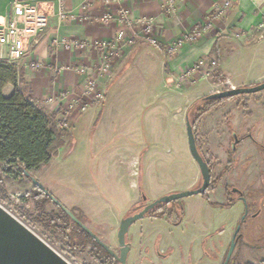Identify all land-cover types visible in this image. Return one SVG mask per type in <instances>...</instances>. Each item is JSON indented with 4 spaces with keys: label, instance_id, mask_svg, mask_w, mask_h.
Wrapping results in <instances>:
<instances>
[{
    "label": "rangeland",
    "instance_id": "rangeland-1",
    "mask_svg": "<svg viewBox=\"0 0 264 264\" xmlns=\"http://www.w3.org/2000/svg\"><path fill=\"white\" fill-rule=\"evenodd\" d=\"M256 32L257 42H252L254 47L251 49L241 47L236 55L238 57L231 60L235 67L245 72L242 75V79L245 80H253L254 76L264 75V25ZM129 51L127 57L124 54L120 58L119 68H112L109 73L111 76L103 89L99 86L100 77H96L98 88L104 94L103 99L92 101L87 98L89 104L85 111L81 110L79 100L61 110V114L68 112L71 116L72 122L67 131L73 138L60 149L59 155L49 165L32 173L35 180L39 181L62 205L75 211L76 215L80 216L85 224L116 253L119 252L117 234L120 222L134 214L137 208L145 206L143 195L148 198V202H151L155 201L156 192L158 195L163 191L165 195L181 192L167 193L166 190L176 189L187 180L190 172L195 173V171L197 180L193 189L201 186L198 165L195 164L194 170L189 167L193 160L188 144L187 116L190 112V117L193 119V110L190 108L195 103L216 91L232 89L231 83L238 81L234 76L229 79L222 75L223 71L218 68L219 61L216 56L215 60L218 63L215 60H208L216 62V65L211 67L209 72L207 71L208 73L197 72L184 82L178 80L170 83L162 82V73L167 76L170 72L167 56L161 52L157 53L156 47L145 41L136 43ZM194 65L195 63L192 66ZM251 85L253 84L239 87ZM82 91L81 93L84 94ZM90 100L92 103L89 102ZM240 100V97H236L216 107L211 116L217 115L218 122L210 124L205 118L199 130L201 151L203 153L209 149L212 151L218 172L226 165L230 153L229 145L232 138L227 126L232 123L236 133L240 130L239 121L242 114ZM262 100H264V92L250 96L248 110L256 113L258 108H261L257 103L261 104ZM91 104H94L92 106L95 108L91 109ZM71 105L74 107L70 109ZM74 111L91 119L79 125V122H74L72 116ZM210 127H213L211 136L207 134ZM244 128L241 127V130H244V133H241L243 135H245ZM130 136L134 138L132 141L129 140ZM139 139L144 141L143 144L134 145V140ZM124 145L141 147V151L134 147L131 156L123 155L108 159L114 156L115 150L118 153L124 152ZM254 153L252 145L239 147L236 150L235 165L229 172L230 181L225 183L229 182L245 191L250 211L248 219L242 225V240L238 243L236 254L241 252L240 259L244 263L258 264L264 259V164L252 159L256 154ZM125 157L127 158L124 159ZM126 173L137 175L134 176L136 184L129 196L130 201L124 200L128 192L117 195L123 188L118 185L119 180L125 181ZM125 183L127 186L130 184L129 181ZM33 187V181L27 176L13 178L6 184L5 194L0 195V205L68 263L97 264L90 256L89 248L83 252L72 249L62 234L53 230L47 231L33 223L38 215L30 193ZM212 200L215 201L213 198ZM183 203L190 208L196 221L200 219L199 215L202 211L207 209V214L204 213L202 216L213 222V225H208L209 231L218 225L220 220H223V224L216 226L218 228L216 234L233 226L229 225L233 219L232 213L227 211L230 209H219L225 211L220 213L201 195L185 198ZM47 209L51 212L58 211L53 202L47 205ZM240 217L241 214L239 220ZM185 226L187 234L191 236L196 235L202 228L195 224ZM236 227L237 225L235 230ZM160 228L161 232L166 231L165 225ZM151 229L152 226L142 225L141 222L132 226L129 234L136 235L138 239L135 245L138 247L133 251L131 264H134V261L144 260V249L141 247L145 244ZM228 230L224 231L227 235L231 234L230 229ZM128 238L131 242L129 236ZM150 264H153L152 261Z\"/></svg>",
    "mask_w": 264,
    "mask_h": 264
},
{
    "label": "crops",
    "instance_id": "crops-1",
    "mask_svg": "<svg viewBox=\"0 0 264 264\" xmlns=\"http://www.w3.org/2000/svg\"><path fill=\"white\" fill-rule=\"evenodd\" d=\"M31 1L39 3L42 9L48 13L50 17V26L44 32L29 40L27 55L25 59L17 63V65L24 69L25 79L30 90L29 98L48 110H62L71 103L78 100L81 101L83 97L81 91L84 90L83 85L85 78L76 72V68L80 65L93 66L100 57V52L92 47L83 49L73 46L70 50H66L62 45V41L66 39H71L75 42L86 41L89 43H93L97 40L115 41L118 32L122 30L124 26L123 23L118 21L108 26L99 24L97 19L104 13V9L99 3H92L89 5L88 10H84L83 7L86 0H64L63 3L61 0ZM165 1L166 0H125V6L129 11L131 21H136L143 17L155 19L156 32L159 37V45L156 47L158 50L157 53L160 54L161 52L168 57L170 67V72L167 76H164V72L162 73V82L166 81L170 83L177 81L184 70L190 68L200 59L208 61L217 58L219 61L218 68L224 73H222V75L227 78L234 76V78L236 77L238 79V81L235 82L236 84L230 81L232 84L231 88H237L240 85H254V83L263 81L264 75H258L259 77L254 76L253 80L242 79V75L245 74V72H241L239 68L235 67L231 60H235L238 57L236 55L240 52L239 50L241 47L244 46L246 49H251V47H254L252 42H257L255 41L257 37L256 31L259 27L264 25V0H233V9L228 11V13L221 18L216 17L214 11L225 0H176L177 10L173 15H168L164 11ZM12 8L13 0H0V23L6 22L9 19ZM62 8L63 11H68L73 17L62 21L59 16ZM112 11L117 14V6H113ZM198 28H202V34L198 42H186L173 54L167 52L171 44L184 39L189 33ZM3 30V26L0 25V35L3 33ZM130 48V46L125 47L122 56L125 54L124 56L127 57ZM5 52L6 49L0 46L1 60H5ZM121 57L113 61V69L119 68ZM35 62H40L43 67L40 70L33 69L32 65ZM110 76L111 74H108L99 78L100 88L103 89L105 87ZM13 91L14 87L8 86L4 94L10 96ZM89 102L92 103L91 100ZM92 105L94 104H91V106ZM93 108H95V106H92L91 109ZM72 116L73 119H75L74 122H79V125L82 122L89 121V118L91 119V117L87 115L81 116L76 111L72 112ZM133 139L134 138L130 136L129 140L132 141ZM143 142L142 139L141 141L140 139L134 140V145L140 146ZM138 146L124 145V152H120L119 149L118 151L120 153H118L115 150L114 156L108 159L111 160L120 156L123 157V155L131 156L134 147L136 150L141 149V147ZM126 158L127 157L124 159ZM192 160L193 162L189 164V167L194 170L196 163L193 157ZM124 176V180L129 181L130 184L127 186L125 181L122 179L119 180L118 185H121L123 188L119 190L117 195H120L122 192H128L124 200L130 201L129 196L131 195V191H133L132 188L136 184L135 177L137 175H129L126 173ZM115 179L114 181H116ZM196 180V171L195 173L190 172L187 180L176 187L177 190L167 189L166 191L169 193L172 191H187L193 189ZM131 181H133V184H131ZM219 191L221 192V190H218L217 198H215L216 193L212 195V198L218 202H224L223 195L222 193L219 194ZM163 192H160V195L156 192L154 194L155 200L164 196L165 193ZM206 210L207 209H204L202 214L205 213L206 215ZM227 211H229L228 213H232L233 216L229 224L233 226L228 228L231 232L229 235H227V232H224L229 231L228 229H224L222 234H216L218 229L216 226L223 224V220H220L218 222L219 224L217 223L218 225H215L213 229L209 231L208 225H213L211 219L208 220L206 216L204 217V215L202 216V214H200V219L197 221L194 220L188 206H186V216L183 222L177 226L170 225L162 220L153 221L150 219H143L139 221L142 225L152 226V229L151 233L145 239V244H142L141 247L144 249V260L138 262L134 261V264H150V261H152L153 264H221L229 248L238 218L243 212V207L238 203L234 208ZM221 212L225 211H220V213ZM194 224L200 225L202 227L201 230L197 232L196 235H188L185 225ZM162 225L166 226L165 232L160 231ZM128 236L132 243L131 259L135 247H138L135 245V241L138 238L135 234H128ZM206 239L207 250L217 255L216 260L205 258L204 256L203 243ZM156 245L159 246L161 256H157L155 249Z\"/></svg>",
    "mask_w": 264,
    "mask_h": 264
},
{
    "label": "trees",
    "instance_id": "trees-1",
    "mask_svg": "<svg viewBox=\"0 0 264 264\" xmlns=\"http://www.w3.org/2000/svg\"><path fill=\"white\" fill-rule=\"evenodd\" d=\"M8 86L14 87L10 96L4 94ZM29 92L24 69L15 63L0 59V195L5 194L6 184L13 178L27 176L34 183L30 192L38 213L33 220L34 224L42 226L47 231L53 230L62 234L72 249L83 252L89 248V254L97 264H118L113 255L77 225L63 208L54 203L47 192L35 184L32 173L50 164L73 136L69 131L60 127L61 109L51 111L42 107L29 98ZM228 100L230 99L200 101L190 108L193 110V119L190 117V112L188 116L193 125L195 138H197L199 125L204 116ZM198 150L200 152L199 147ZM200 155L213 174V166H209L206 157L201 152ZM233 165L234 161L230 160L225 169L226 172ZM217 183L218 178L212 181V185ZM226 190L229 191V188ZM204 196L207 198V194ZM50 202L57 206V212L48 211L47 205ZM234 203L235 200H230L226 204L210 202L213 207L221 209L230 208ZM169 206L173 208L167 210L168 205L161 204L152 209L146 217L162 218L175 213L177 219L180 220L184 216L181 202L172 203ZM141 208H137L135 212ZM70 211L76 215L75 211ZM76 217L85 224L80 216L76 215ZM232 261L229 264H232ZM234 264L251 263L238 261ZM258 264H264V259Z\"/></svg>",
    "mask_w": 264,
    "mask_h": 264
},
{
    "label": "built area",
    "instance_id": "built-area-1",
    "mask_svg": "<svg viewBox=\"0 0 264 264\" xmlns=\"http://www.w3.org/2000/svg\"><path fill=\"white\" fill-rule=\"evenodd\" d=\"M61 1L63 3L64 0ZM92 3H99L104 9L103 15L97 19L99 24L108 26L118 21L123 23L124 27L118 32L115 41L97 40L93 43L86 41L75 42L71 39L62 41V45L66 50L77 46L83 49L92 47L100 52V57L93 67L80 65L76 68V72L85 78L84 94L81 101H79L82 111H85L89 104L86 98H90L92 101L103 99L104 94L98 88L96 77L105 76L110 73L113 67V61L122 56L125 47H132L136 43L143 41L155 47L159 45L155 19L143 17L136 21H131L129 11L125 6V0H86L83 9L88 10L89 5ZM113 6H117V14L112 11ZM233 6V0H225L215 9L214 15L218 18L224 17L227 11ZM176 10V0L165 1L164 11L168 15H173ZM59 16L62 21L73 17L68 11H63V8ZM0 25L4 29L0 35V46L6 49L4 58L9 62L17 64L25 59L29 40L48 29L50 26V17L37 2L31 0H13L12 13L9 19L6 22L0 23ZM201 34L202 28L195 29L184 39L171 44L167 52L173 54L184 43L197 42ZM215 65V61L210 62L205 59H200L194 66H191L187 71L181 73L178 81L184 82L197 72L208 73L210 68ZM32 67L35 70H40L43 65L40 62H35ZM71 108H73V105L70 106ZM59 121L62 129L67 130L70 128V122L72 120L68 112H62Z\"/></svg>",
    "mask_w": 264,
    "mask_h": 264
},
{
    "label": "water",
    "instance_id": "water-1",
    "mask_svg": "<svg viewBox=\"0 0 264 264\" xmlns=\"http://www.w3.org/2000/svg\"><path fill=\"white\" fill-rule=\"evenodd\" d=\"M264 90V83L249 86L232 88L229 90L217 92L204 98L205 102L230 99L243 94H255ZM187 136L189 149L198 163L202 173V185L193 190L171 193L160 197L153 203L148 204L138 212L121 220L117 234L120 254H116L108 245H106L97 234H95L86 224L80 221L76 215L66 208L55 198L41 183L35 180V184L47 192L54 203L59 205L71 217V219L86 231L98 244L103 246L111 255L115 257L119 264H128L131 247L127 242L128 233L131 227L143 220L146 215L154 208L161 204H172L192 196L203 195L211 185V175L206 163L200 155L197 147L193 125L189 116L186 119ZM146 199V196H145ZM240 228L236 231L239 232ZM236 238V237H235ZM235 238L232 241L228 258H230L235 250ZM0 264H70L49 245L34 234L28 227L22 224L10 212L0 205Z\"/></svg>",
    "mask_w": 264,
    "mask_h": 264
},
{
    "label": "flooded vegetation",
    "instance_id": "flooded-vegetation-1",
    "mask_svg": "<svg viewBox=\"0 0 264 264\" xmlns=\"http://www.w3.org/2000/svg\"><path fill=\"white\" fill-rule=\"evenodd\" d=\"M262 83H264V80L259 82L258 84H254V85H251V86H256V85H259V84H262ZM262 92H264V90L261 91V92L255 93V94H243V95L236 96V97H240L241 98V100H240V102H241L240 105L241 106L240 107L242 109V111H241L242 114H241L240 121H239V129L240 130L238 131V133H236L234 131V129H233V124L232 123H229V125L227 126V131H228L229 135H231L232 142L229 145L230 146V153H229V156H228L229 157L228 161H227L226 165L223 167V169H221V171H219V172L217 171V167H216V164L214 162V157H213L212 151H210V149L205 151V153H203L201 151V144H200V139H199L200 138L199 137V130H200L201 124H202V122H203V120L205 118L207 119L206 122H209L210 124H214V123L218 122V117H216L217 115L214 114L213 116H211L213 110L216 107L214 109L210 110L204 116V118L201 120L200 125H199V130H198V133H197V138H196L197 147L200 148V152L206 157V160H207L209 166L210 165L213 166V174L210 171L211 185H210L209 189L204 193V194H207V198L204 196V194L201 195L202 198L205 201H207V203L210 206H212L210 204V202L217 203V204H226L230 200H235V203L230 208H226V209H232L238 203H240L242 205V207H243V212L241 214L240 220L238 219L236 230H235V232H234V234H233V236L231 238V242H230L229 248H228L227 252L225 253V256H224L221 264H229L232 260H233L232 264L237 263L238 261H241V259H240V253L241 252L236 254V248L238 246L239 241L242 240V235H241L242 225L248 219V216L250 215L249 206H248V202H247V199H246L245 191L242 188H240V187L239 188L235 187L233 184H230L229 182H227V183H225V182L226 181H230V180H228L229 175H231V174H229V172L232 171V169H233V167L235 165L234 154H235L236 150L239 147H243V146L248 147V146L252 145L253 149L255 150V153H256V154L254 153L256 156L254 155L252 159L255 162L259 161V162H263V164H264V100H262L261 104L257 103L258 107L260 106L261 108H258L259 110H257L256 113H254L253 111H249L248 110V107L250 106V102H248V99L250 98V96H254V95L260 94ZM236 97H233V98H236ZM202 102H205L204 98L202 99ZM221 104H223V103H221ZM221 104H219V105H221ZM262 111H263V113H262ZM241 127H245L244 128L245 129V135L241 134V133H244V130L243 129L241 130ZM207 131H208L207 134H210V136H211V134H213V127H210L209 130H207ZM210 146L212 147V145H210ZM211 149L213 150V148H211ZM193 159H194V157H193ZM230 160L234 161V165H233V167L231 169H229L226 172L225 169L228 166ZM194 161L198 165V163L196 162L195 159H194ZM259 162H257V164ZM198 167H199V165H198ZM199 169H200V167H199ZM200 175H201V180H202L201 170H200ZM216 178H218V183L212 185V181L216 180ZM202 182H203V180H202ZM226 188H229V191H227ZM219 189L221 190V192L219 191V194L222 193L223 198H224V202H218L216 200L215 201L212 200V195L214 193H216L215 194L216 195L215 198H217V196H218L217 194H218V190ZM147 199H148L147 197L145 199V197L143 196V201L145 202V206H147L148 204L154 202V201L148 202ZM176 202H181V205H182L181 208H182L183 213H184V216L180 220L177 219V216H176L175 213L172 214V215H165L162 218L145 217L144 219H150V220H153V221H155V220H160L161 221L162 220V221H165L168 224L173 225V226L179 225L180 223L183 222V220H184V218L186 216V206L183 203V199L179 200V201H175L173 203H176ZM166 205H168L167 210H171L173 208V206H169V204H166ZM145 206H141L142 207L141 209H143ZM213 208L217 209L218 207H213ZM141 209H139V210H141ZM218 209H221V208H218ZM226 209H222V210H226ZM138 211H136V212H138ZM238 228H240V230L236 234V231L238 230ZM219 233L222 234L223 231L221 230ZM234 238H235V242H236L235 250H234L232 256L230 258H228L230 247H231V244H232V241L234 240ZM127 242L130 245L131 250H132V243L129 241L128 237H127ZM206 243H207V239L203 243L205 258L216 260L217 259V255L212 254V253H210L207 250ZM242 244H243L244 247H246V245L244 243H242ZM155 249H156L157 256H161L158 245H156ZM116 254H118V255L120 254V248H119V252L116 253ZM130 254H131V252H130ZM114 259H115V257H114ZM115 261L118 263V261L116 259H115ZM128 264H131L130 263V255H129V259H128Z\"/></svg>",
    "mask_w": 264,
    "mask_h": 264
}]
</instances>
